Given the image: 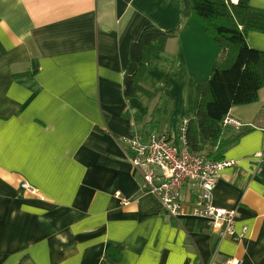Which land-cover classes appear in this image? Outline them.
Returning <instances> with one entry per match:
<instances>
[{
    "label": "crops",
    "instance_id": "1",
    "mask_svg": "<svg viewBox=\"0 0 264 264\" xmlns=\"http://www.w3.org/2000/svg\"><path fill=\"white\" fill-rule=\"evenodd\" d=\"M149 25L178 33L151 55L143 85L158 95L128 97L131 45ZM247 42L264 50V33ZM217 56L184 0H0V264H264V87L230 110L242 125L222 134L243 132L224 151L234 164L213 194L217 206L238 208L237 229L248 227L240 241L219 239L203 217L165 213L122 142L154 131L178 142ZM181 197L191 209L188 186ZM120 245L121 260L104 258Z\"/></svg>",
    "mask_w": 264,
    "mask_h": 264
},
{
    "label": "trees",
    "instance_id": "2",
    "mask_svg": "<svg viewBox=\"0 0 264 264\" xmlns=\"http://www.w3.org/2000/svg\"><path fill=\"white\" fill-rule=\"evenodd\" d=\"M184 15L196 18L218 43V56L208 78L197 82L199 105L190 119L186 140L189 151L210 160H223L224 151L237 142L243 132L223 139V119L236 105L258 100L264 87V50L248 45L251 31L264 33V9L252 6L250 0H184ZM178 29L163 30L155 25L144 28L131 45L130 58L137 64L132 75L124 78L126 96L158 95L143 85L151 55L163 51L168 39ZM28 76L22 74L19 76ZM166 84L163 90H167ZM157 132V131H154ZM123 246H110L104 258L110 262L121 260Z\"/></svg>",
    "mask_w": 264,
    "mask_h": 264
},
{
    "label": "built area",
    "instance_id": "3",
    "mask_svg": "<svg viewBox=\"0 0 264 264\" xmlns=\"http://www.w3.org/2000/svg\"><path fill=\"white\" fill-rule=\"evenodd\" d=\"M190 118L180 120L177 134L168 132L142 133L134 132L131 137H123L128 157L134 168L142 176L145 192L155 195L162 203L165 213L174 218L186 215L203 217L210 228L219 237L242 240L248 232L244 226L236 227L238 208H223L213 202L214 189L221 170L234 164L232 159L218 161L204 156L194 155L189 151L186 133ZM224 125L240 127L242 123L227 115ZM128 144V145H126ZM258 161H263V154H255ZM186 185L193 195V206L187 210L181 197V188ZM21 188L32 194H38V189L27 181L21 182ZM123 204L130 203L129 199L116 194ZM223 264H238L229 259Z\"/></svg>",
    "mask_w": 264,
    "mask_h": 264
},
{
    "label": "bare ground",
    "instance_id": "4",
    "mask_svg": "<svg viewBox=\"0 0 264 264\" xmlns=\"http://www.w3.org/2000/svg\"><path fill=\"white\" fill-rule=\"evenodd\" d=\"M234 1H237V0H234Z\"/></svg>",
    "mask_w": 264,
    "mask_h": 264
},
{
    "label": "rangeland",
    "instance_id": "5",
    "mask_svg": "<svg viewBox=\"0 0 264 264\" xmlns=\"http://www.w3.org/2000/svg\"><path fill=\"white\" fill-rule=\"evenodd\" d=\"M234 1V0H233Z\"/></svg>",
    "mask_w": 264,
    "mask_h": 264
}]
</instances>
